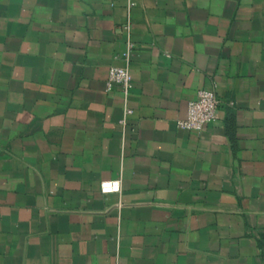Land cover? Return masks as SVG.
<instances>
[{
  "label": "crops",
  "instance_id": "crops-1",
  "mask_svg": "<svg viewBox=\"0 0 264 264\" xmlns=\"http://www.w3.org/2000/svg\"><path fill=\"white\" fill-rule=\"evenodd\" d=\"M132 1L0 0V264H264V0Z\"/></svg>",
  "mask_w": 264,
  "mask_h": 264
},
{
  "label": "built area",
  "instance_id": "built-area-1",
  "mask_svg": "<svg viewBox=\"0 0 264 264\" xmlns=\"http://www.w3.org/2000/svg\"><path fill=\"white\" fill-rule=\"evenodd\" d=\"M134 5L135 3L132 0H129V10ZM125 28L127 34L130 36L132 29L131 21L127 22ZM132 50L133 44L129 39L126 50L122 54L125 65L111 67L109 71V77L106 82L107 91H110L115 86L121 88L124 97L126 116L133 113V110L128 106V99L133 87V75L130 67ZM219 106L220 100L215 91L201 90L199 91L197 97L189 102L187 115L184 119H181L177 122V126L182 130L200 133L217 119ZM100 188L101 192L104 194L119 193L121 191V181H104L101 183Z\"/></svg>",
  "mask_w": 264,
  "mask_h": 264
}]
</instances>
